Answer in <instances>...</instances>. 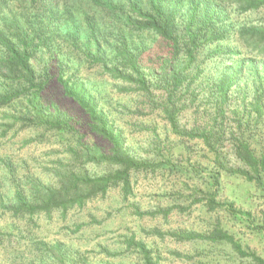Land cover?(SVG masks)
<instances>
[{"label": "trees", "instance_id": "16d2710c", "mask_svg": "<svg viewBox=\"0 0 264 264\" xmlns=\"http://www.w3.org/2000/svg\"><path fill=\"white\" fill-rule=\"evenodd\" d=\"M86 1L97 12L103 11L113 16L111 21L118 25V33L122 36L121 44L114 50L113 57L107 59L105 55L97 54L93 56V62L104 63L105 71L114 80L128 82L137 93L154 103L153 83L140 62L141 56L150 48L144 46L145 41L141 43L142 50L135 45L129 47L127 34L152 36L153 42L161 44L164 53L160 58L158 70L161 77L157 86L169 92L162 105L163 114L177 133H180L178 118L182 112L179 107V96L182 94L179 91L185 87L186 92H191V86L196 84L202 73L197 67L201 55L207 54V60L211 59L223 66L220 75L208 83L216 92V104L212 111H207V126L211 121L213 125L218 124L219 119L223 125L226 120L225 107L231 100L235 87L244 85L247 88L250 85L256 91L249 113L244 111L239 115L237 109L233 111L241 137H237L234 132L231 134L238 143L236 156L243 167L233 169L232 173L254 183L264 195V155L256 154L251 141L253 138L246 140L244 137L245 120L248 127L253 120L255 125L263 122L264 24L255 26L237 22L240 17L264 8V0ZM15 2L28 7V14L19 17L18 11L12 9L15 15L8 28L2 29L0 23V251L3 256L0 257V264H93L80 249L74 248L67 241L40 237V221L44 218L50 222L55 215H59L63 221L67 220L72 212L85 210L96 201L106 200L114 190H119L122 199L127 202L136 195L137 175L141 173L177 171L190 177V172H203L204 167L202 163L192 162L191 157H188L186 165L175 162L171 156L166 155H160L157 161L135 157L126 147L122 131L110 122L109 115L98 104L95 95L89 92L81 76L65 79L61 74L57 80L64 95L76 102L89 116L90 132L107 142L110 148L105 151L100 146L85 141L80 130L70 120L62 118L58 108L47 104L44 93L51 84L52 77L48 68H43L40 73L33 63L41 50L52 46L61 48V40L71 51H77L79 32L82 31L80 28L84 20H74L71 15L73 12L66 6H60L66 0H0V15L5 8L14 7ZM72 2L69 0L70 4ZM73 8L79 14L82 13L83 7ZM181 12L186 16L182 24L178 21ZM88 19L89 17L86 18ZM87 32L91 34L87 39L88 44L97 40V51L100 52L101 43L94 37L92 23ZM193 67L199 71L198 74L191 71ZM194 92L195 90L191 93L195 96ZM194 96L192 102L197 100ZM243 128L244 131H241ZM34 132L38 139L52 134L61 140L60 145L66 146L65 156L44 167L41 170L42 176L29 168L23 171L12 154L14 151L1 153L3 144L7 142H20L17 149L27 153L33 138L24 134ZM196 132L199 129L186 134L195 141L204 138L209 142L212 139L205 132ZM64 138L67 143H64ZM24 157L28 159L27 156ZM219 163L216 161L215 166ZM89 165L102 166L105 172L91 174L87 168ZM220 165L225 169L223 164ZM220 176V171L211 170L210 189H215L208 192L210 208L215 210L227 207L234 215L251 217V213L236 210L233 203L217 201ZM131 209L141 217L161 212L142 211L141 206L136 204ZM166 211L170 212L171 208ZM110 217L108 213L107 218ZM89 218L90 221L84 224L105 222V219L99 220L93 214ZM74 226L79 231L83 224ZM177 235L180 234L176 233ZM180 236L187 240L207 238L194 233ZM208 239L227 240L241 249L222 230L210 235ZM124 244L128 250L134 249L139 253L145 264H158L153 251L134 235L127 237ZM104 251L109 258H103V263L100 264H110V251ZM257 261V264H264L262 259Z\"/></svg>", "mask_w": 264, "mask_h": 264}, {"label": "rangeland", "instance_id": "374dc122", "mask_svg": "<svg viewBox=\"0 0 264 264\" xmlns=\"http://www.w3.org/2000/svg\"><path fill=\"white\" fill-rule=\"evenodd\" d=\"M72 1L70 4L69 0H66L60 6L68 7L73 12L71 15L74 20H84L80 28L82 31L79 32L77 51H71L61 40L63 43L61 48L52 46L50 49H43L39 52V57L33 60L40 73L43 68H48L52 77L51 84L44 93L47 104H53L55 109L58 108L62 118L70 120L80 130V134L84 135L85 141L108 151L110 147L107 142L90 132L89 116L76 102L64 95L57 80L61 74L66 77L65 79L80 75L89 92L95 95L98 104L109 115L110 122L122 131L126 147L131 154L145 161H157L160 155L171 156L175 162H182L184 165L187 164L188 157H191L192 162L202 163L204 170L199 173L190 172L192 173L190 177L177 171L169 173L164 170L154 174H138L136 195L129 201L125 202L120 191L114 190L106 200L96 201L85 210L72 212L67 220L63 221L59 215H55L50 222L43 218L40 221L42 228L37 230L39 236L46 240L67 241L74 248L80 249L93 264L103 263V258H109L105 249L110 251V264H145L139 253L134 249L128 250L124 244L127 237L132 235L153 251V257L158 260V264H257V259L264 260L263 192L254 183L232 173L233 169L243 167L236 156L238 143L231 134L234 132L237 137L240 136L233 111L237 109L239 115L244 111L249 113L256 91L250 85L247 88L244 85L235 87L231 94L232 98L225 107L226 120L223 125L219 119L218 124L213 125L211 121L207 126L209 119L207 111H212L216 104V92L208 83L220 75L223 66L211 59L207 60V54L201 55L197 67L202 73L198 76L196 84L190 88L191 92L195 90L197 100L192 102L194 95L186 92L185 87L179 91L182 94L179 96V107L182 112L178 118L180 133H177L163 114L162 105L166 102L169 92L157 86L161 77L158 70L160 58L164 53L161 44L153 42L152 36L145 34L131 36L127 34L129 28L125 30L129 47L135 45L142 50L141 43L145 41L144 46L150 48L141 56L140 62L148 79L153 83L154 103L137 93L128 82L114 80L105 71L104 63L92 60L97 54L105 55L107 59L113 57L114 50L121 44L122 36L118 33V25L111 21L114 17L92 9L86 0ZM73 7H83L82 13L79 14ZM27 8L17 2L14 7L5 8L0 15L2 29L8 28L13 20L15 13L12 9H16L20 17L28 12ZM185 18V14L181 12L178 21L182 24ZM237 22L263 25L264 8L240 17ZM91 23L94 27V37L101 43L100 52L97 51L96 39L90 44L87 42L91 37L87 32ZM191 71L196 74L199 72L196 67ZM246 122L245 120V139L253 138L251 141L256 154L264 155V116L263 122L258 125H255L253 120L248 127ZM244 128L241 131H244ZM194 129H199L197 134L205 132L212 139L209 142L204 138H199L198 141L190 139L186 132L192 133ZM26 135L33 138L27 153L18 150L20 142L4 143L1 152L3 154L5 151H14L12 154L23 167V171L29 168L42 176L41 170L44 167L65 156L66 146L60 145L61 140L58 137L48 134L38 139L36 132L25 133L24 136ZM69 137L73 139L72 135ZM64 143H67L66 138ZM23 160H26V163H23ZM216 161L223 164L225 169L221 168L220 163L215 166ZM206 167L209 169L205 170ZM87 168L91 174L105 172L102 166L89 165ZM211 170L221 172L217 201L233 203L236 210L251 213V217L234 215L227 207H218L215 210L210 208L208 192L215 189H210ZM44 177L46 178L45 175ZM134 204L141 206L142 211L161 212L141 217L132 212L131 207ZM168 208H171L170 212L166 211ZM108 213L111 215L110 218H107ZM91 214L99 220L105 219V222L84 224L90 221ZM74 224H83V227L77 231ZM218 230L228 233L241 249L227 240L208 239ZM176 233L184 236L190 233L202 234L207 238L187 240L180 235L176 236ZM0 257H3L1 251Z\"/></svg>", "mask_w": 264, "mask_h": 264}]
</instances>
